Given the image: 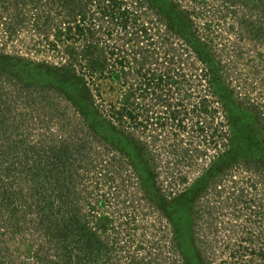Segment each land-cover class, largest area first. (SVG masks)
<instances>
[{"label": "trees", "instance_id": "obj_1", "mask_svg": "<svg viewBox=\"0 0 264 264\" xmlns=\"http://www.w3.org/2000/svg\"><path fill=\"white\" fill-rule=\"evenodd\" d=\"M20 1L14 0V5L17 6ZM58 1L67 12L61 22L66 28L61 29L56 26L54 40L48 41V47L56 56L64 57L65 62L31 61L22 55L15 54L13 56L0 49V71L7 70L11 73L10 76L15 78V85L11 86L12 90L9 89L6 92L0 86V221H17L28 212L39 211L40 221L43 228L45 227L44 234L48 237L47 239L56 240L57 242L63 240L65 242L62 255H59L60 259L55 261L54 264H61V258L64 255L66 257L63 261L70 264L72 260L71 251L77 246V239L75 237L71 238L74 234L72 232L74 231L73 228H75L73 225H84L80 221V218L84 215L75 216L70 214L73 210L67 208L66 202L73 204L77 200L76 197L72 196L75 192L74 189H71L73 184L68 170L73 167L76 171L77 168L84 167L86 158H89V163L93 164L91 157L93 158L96 153L90 149L91 144L96 139L97 141L103 140L104 144H109L111 152H119L125 155L127 164L134 172V179L137 180L135 185L139 183L144 191H149L151 194H156L159 191V187L155 184L159 174L155 166L156 156H145L144 143L133 135L134 129L140 126L143 121L138 120L141 114L138 112L139 108L141 107L143 111L148 113V110L145 109L146 106L143 104V102H147L149 104L147 107L152 108L154 112L151 111L150 116H146V122L142 125L143 130L146 128V123L151 122L155 125V128L159 127L160 129L165 128L167 125L170 128L173 126L170 130L175 135L186 130L188 133V130L192 129L186 121L189 117L191 121H194V126L199 124L197 128L200 131V138H205V136L203 137V134L207 131L205 118L209 117L213 123V126H211V123L208 122L211 127V129L209 128V137L213 138L217 135L224 141L222 142L223 146H228L229 143L232 144V149H229L227 155L226 150L219 151L220 153L217 152L216 156L212 157L213 161L209 168L204 171L202 176L196 177L191 185L184 189L182 194H178L170 202L168 195L171 193L168 192V195L163 194L164 198L160 196L161 198L156 202V209L161 212V216L168 218L173 224L175 235L172 242L176 241L180 247V256H182L179 260L181 264H202L201 260H198V257L195 256L197 251L194 248L193 240L188 239V241H185L184 239L188 233L187 225L179 214L182 208H176L178 203L184 205L183 208L186 206L190 209L193 208V201L204 193L209 186H212L211 180L214 181L216 173L223 168L224 171L227 170L226 166L230 164L229 155L231 158L233 156L235 161L242 160L244 165H251L254 168L253 173L259 175L262 182H264V134H260V131L256 134L254 131L250 132L248 130V128H252L250 126L251 122L259 123L263 118L260 112V104L257 102L256 96L252 104L248 103V106L239 107L241 103L236 102L237 94L231 82V78L239 79L241 76L244 80L247 79L244 78L241 67H246L249 74L259 71L264 72V50L261 47H264V0H214L220 1L221 6H224L223 9H231L228 13L234 20L236 19L234 25L237 28L233 24H229L227 31L230 34H238L241 38H246L252 44V46H247V50L250 48L249 50L253 52L256 49L257 57L245 55L246 48H241L233 41L220 40V43L217 44L215 36L208 37L206 34L200 36L190 19L189 13L193 9L181 8V3L178 0H132L129 4L132 5L133 9L128 7L129 4L126 0ZM193 1L196 4L205 5L206 1L213 0ZM6 2L4 0L0 2L1 9L6 10L8 8H6L8 1ZM49 2L51 1L48 0L47 3ZM89 4H93V8L88 14ZM140 7H145L153 12V19L157 21V29L154 28L155 33L158 34L162 31V41H169L172 44L173 38L178 39L184 45V49L190 53V56L199 62L197 81L202 94L199 95L198 106H192L188 110L172 107L171 102L168 100L170 87H173V90L179 89L180 91V85L186 84L184 76L181 77L182 74L179 72L169 74L166 71V69H171L167 61H174L175 56L170 57L164 52L163 61L154 64L156 72H152V70L149 73L144 68L148 56L139 47L137 48L142 53V57L140 58L136 80L131 81L133 84L124 86L125 89L123 88V92H121V98L115 95L116 99H120L119 106H116L117 103L115 102H109L110 112L105 114L103 109L100 110L101 105L93 100L85 79L84 69H87L86 73L88 74L98 73L99 76L109 78L110 83L116 82L117 84L110 86L108 91L109 93L113 91L114 94L116 87L122 90V85L119 83L126 73L122 74L121 69L122 66L130 64L127 55L132 56L133 52L130 51L132 53H129V50H124V48H113L109 52H105L103 48L98 46L99 42L102 41L101 37L105 38V42L108 41L112 33L109 31H113V29L105 30V27H108L107 24L105 27L104 25L100 26L99 30H92L90 26L89 28L86 26V21L89 20L91 24H94L96 18L104 22L114 23L115 32L119 30L123 33L121 34L127 45L134 39L136 45L141 43L140 41L155 44L153 42L155 41L153 39L154 33L151 29H148L147 24L141 25L139 30L136 29L134 37L132 35L127 37L125 34L127 32L126 28L129 30L133 26L132 24L137 21V19L133 20L132 16ZM69 20L72 25L65 26V23ZM17 21L20 23V20ZM27 22L29 21L24 16L21 23L26 24ZM43 23L48 24L49 18L46 17L43 22L37 23L35 31L39 32L41 27L44 26ZM0 26L4 29L7 41H9L10 36L12 37L11 34L15 31L12 28L16 29L18 24L13 25L9 22V18H5V21L2 22L0 15ZM53 30H50V32H53ZM97 32L104 35L97 38ZM130 32L133 33V30ZM81 39H84L85 43L81 47L80 45L77 46L79 48H73L75 41L81 42ZM67 42H70L68 45L72 47L68 46ZM60 44L66 45L63 51L60 50ZM258 45L261 47L260 49H257ZM34 47L36 51H39L36 44L33 43L32 49ZM170 48H172L171 45L168 49ZM109 59H113L114 62H108ZM126 60H129V62H126ZM161 66H163V70L160 69ZM158 67L159 70H157ZM263 82V79L260 78L258 82L260 87ZM250 88L255 89V84H251ZM50 91L54 94L58 93L62 98L70 101L73 110L79 114V125H85L86 130L81 127L79 129L73 127L71 122L66 120L63 127H59L61 141H55V135L49 123L52 121V117L56 115L54 112L56 107L54 106L58 102L55 100L50 102L53 95L49 94ZM9 94L15 97V100H11L13 104L8 102L10 99ZM99 94L100 92L97 91L96 95L99 96ZM16 100L22 102L23 109L19 113L13 111ZM35 104L40 105L44 111H48V114L41 113L44 117L41 118L40 122L41 125H47L49 131L44 130L45 135L32 142L26 141L28 137L26 130L18 131L20 122L15 120L18 114L25 115L34 110L37 107ZM179 104L176 105L180 107ZM52 108L54 110L50 115L49 111ZM37 111L40 112V110ZM63 113H66L65 110L59 112V114ZM218 113L221 117L219 120L216 116ZM62 116L64 117V115ZM192 117H195L193 118L195 120H192ZM150 119L153 120L150 121ZM22 132L26 134L21 135ZM236 136L240 142L246 144V148L243 145H233L236 143ZM78 137L82 138L77 140ZM69 140L73 142H68ZM9 141H12V143H9ZM178 142L181 143V140ZM21 146H24V148L20 149ZM250 148L251 152L248 150ZM19 151H22L20 157H18ZM201 155L200 158H208L206 152H201ZM193 156L196 157V155ZM83 158L85 159L80 160ZM17 159L18 164L14 165ZM227 162L229 163L227 164ZM23 166L25 167L23 168ZM136 173L140 175V179L135 178ZM186 179L185 176L180 175L179 179L173 182L177 184L173 186L180 188L181 185H184ZM40 188H45L48 193L40 191ZM147 194L150 196L149 193ZM165 200L170 205L165 203ZM51 206L55 208L54 211L50 209ZM65 207L67 210H65ZM44 220L48 222L43 224ZM52 224L58 230L52 227ZM75 230L78 233L77 237L85 244H89L94 238L91 236L94 233L87 232L88 228L86 226L76 227ZM97 241V239L94 240V245L99 242ZM3 247L1 246L0 250ZM244 249L247 250V248ZM86 251L88 252V250ZM106 251H108L107 248ZM250 253L252 254V252ZM259 255L261 258L264 257V252H259ZM236 260L237 258H231L221 263L264 264V260L256 263H251V261L238 263L239 260ZM152 261V258L148 256L146 264H150ZM85 263L87 261L83 260L80 264Z\"/></svg>", "mask_w": 264, "mask_h": 264}, {"label": "rangeland", "instance_id": "obj_2", "mask_svg": "<svg viewBox=\"0 0 264 264\" xmlns=\"http://www.w3.org/2000/svg\"><path fill=\"white\" fill-rule=\"evenodd\" d=\"M4 1L5 3L8 1L6 6L8 8L4 10L0 7L2 22L5 21V18H9V22L13 25L17 23L18 27L16 29L12 28L15 31L11 34L10 40L7 41L4 29L0 26V49L13 56L15 54L22 55L31 61L65 62L64 57L56 56L48 47V41L54 40L56 26L61 29L64 27L61 22L67 12L60 1L50 0L51 2L47 3L48 0H19L20 3L18 2L17 6L14 5V0ZM131 1L126 0L128 4ZM178 1L181 3V8L193 9L189 13L190 19L200 36H205V34L208 37L215 36L217 44L220 43V40L233 41L241 48H246L245 55L257 57L256 49L253 52L249 50L250 48L247 50V46H252V44L246 38H241L238 34H230L227 31L229 24H233L237 28L234 25L236 19L234 20L228 13L231 9H223L224 6H221L220 1H206L205 5L196 4L193 0ZM92 5H88V14L93 8ZM128 7L133 9L130 4ZM237 11L239 10L237 9ZM239 13L237 14L239 15ZM24 16L29 21L26 24L21 23ZM41 17L49 18V23H43L44 26L39 25L42 27L38 32L35 29L37 23L43 22L44 18ZM153 17V12L150 9L140 7L132 16V19H137V21L132 24L133 26L129 30L126 28L127 32L125 34L127 37L131 35L134 37L135 30H139L141 25L147 24L148 29H151L154 33L153 39L155 41L153 42L155 44L140 41L141 43L136 45L134 39L127 45L124 42L123 33L119 30L115 32L114 23L104 22L96 18L94 24H91L89 20L86 21V26L88 28L90 26L92 30H99L100 26L104 25L105 27L107 24L108 27H105V30L113 29V31H109L112 33L108 41L105 42V38L101 37L102 41L99 42L98 46L103 48L105 52H109L113 48H124V50H129V53L133 52L132 56L127 55L130 64L124 65L125 67L122 66L121 69L122 74L126 73L119 83L122 85V90L117 89L115 86L114 94L113 91L112 93L108 91L110 86L117 84L116 82L110 83L109 78L99 76L98 73L88 74L86 73L87 69H84L85 79L92 98L97 104L101 105L100 110L103 109L105 114L110 112L109 102H115L117 103L115 105L119 106L120 99L118 98H121L124 86L133 84L131 81L136 80L140 58L142 57V53L137 47L148 56L144 68L149 73L152 70V72H156L154 64L163 61L164 52L170 57L175 56L174 61H167L171 69H166V71L169 74L179 72L182 74L181 77L184 76L186 84L180 85V91L179 89L173 90V87H170L171 93L169 92L168 100L171 102L172 107L188 110L199 102V95L202 94L197 81L199 62L190 56V53L184 49V45L178 39L173 38L172 44L169 41H162V31L158 34L155 33L157 21ZM17 20H20V23ZM67 25H72V22L69 20L65 23V26ZM50 30H53V32H50ZM131 30H133V33L130 32ZM101 31L103 30L101 29ZM103 35L100 32L96 33L97 38ZM81 40V42L76 40L73 48H79L77 46L80 45L81 47L85 43L84 39ZM150 41L152 40L150 39ZM33 43L36 44L39 51H36L35 47L32 49ZM66 44L68 45L70 42ZM170 45L172 48L168 49ZM65 46L60 44V50L63 51ZM68 46L72 47L71 45ZM261 47L264 50V47ZM261 47L258 45L257 49ZM118 56L120 55L118 54ZM108 62H114V60L109 59ZM126 62H129V60H126ZM160 69L163 70V66ZM241 69L244 78H247L246 80L242 76L239 79L231 78L237 94L236 102L241 103L239 107L248 106V103L252 104L257 96L263 118L259 123L251 122L250 126L252 128H248V130L255 133L260 131V134H264V129H262L264 128V82L261 87L258 83L260 78L264 81V72L259 71L249 74L246 67H241ZM157 70H159V67ZM0 72L1 88L6 92L9 89L12 90L11 86L15 85V78H12L11 73L7 70ZM251 84H255L256 88L251 89ZM97 91L100 92L99 96L96 95ZM49 94H53L50 102L54 100L58 102L54 106L56 109L52 108L49 111L50 115L53 110L56 114L49 123L55 135V141H61L59 127H63L66 120L71 122V126L86 130L85 125H79V114L73 110L69 100L62 98L58 93L54 94L52 91ZM115 95L118 96L117 99ZM8 97L10 98L8 102L13 104L11 100L15 97L11 94ZM19 102L17 100L14 102L16 105L13 110L18 113L23 109L22 102ZM178 103H180V107L177 106ZM143 104L146 106L145 109L148 110V113L143 111L141 107L139 108L138 112L141 114L138 120L143 121L140 126L134 129L133 135L144 143L145 156H156L155 166L159 174L155 184L159 187V191L156 194H151L149 191H144L139 183L135 185L137 180L134 179V172L127 164L125 155L119 152H111L109 144H104L103 140L97 141L96 139L91 144L90 149L96 153L93 158L91 157L93 164L89 163V158H83L80 160L85 159L86 165L84 167L77 168L75 164L76 171L73 167L68 170L73 184L71 189H74L75 192L71 194L77 200L73 204L66 202L67 208L73 210L70 214L75 216L84 215L80 218L84 225L75 224L73 227L82 228L86 226L88 228L87 232L94 233L91 234L94 238L89 244H85L77 237L78 233L73 228L74 231L72 232L74 234L71 238L75 237L77 239V246L71 251L72 260L70 264H80L83 260L87 261L85 264H146L148 256L153 260L150 264H181L179 260L182 256H180V247L176 241L172 242L175 235L173 224L168 218L161 216V212L156 209V202L163 194L168 195V192L171 193L168 195L170 202L173 200L172 198L182 194L184 189L190 186L196 177L202 176L204 171L209 168L213 161L212 157H215L217 152H223L224 150H226L227 155L229 149H232V144L229 143L228 146H223L222 142L224 141L217 135L213 138L209 137V128L211 129V127L208 122L213 126L209 117L205 118L207 123V131L203 134L205 138H200V131L197 128L199 124L194 126V121H191L189 117L186 121L192 129L188 130V133L186 130L175 135L170 130L173 126L170 128L167 125L165 128L160 129L159 127L155 128V125L151 122L146 123V128L143 130L142 125L146 122V116H150L151 111L154 112L152 108L147 107L149 106L147 102H143ZM35 105L38 109L36 107L30 111L31 115L30 113L18 114L19 117L17 116L15 120L20 122L18 131L26 130L25 132L28 134L26 141L32 142L43 137L45 135L44 130L49 131L47 125H41L40 122L41 118L44 117L41 113L48 114V111H44L38 104ZM37 110H40V112ZM63 110L66 113L59 114ZM158 113L160 112L158 111ZM216 116L218 120L221 119L219 113ZM193 118L195 117H192V120H195ZM152 120L150 119V121ZM25 132H22L21 135H25ZM179 140H181V143L178 142ZM68 142L72 143L73 141L69 140ZM235 142L233 144L235 146L243 145L244 148L247 147L246 144L239 141L237 136ZM9 143H12V141H9ZM23 148L24 146H21L20 149ZM248 150L251 152V148ZM201 152H206L208 158H200L202 156ZM21 153L22 151H19L18 157ZM193 155H196V157ZM228 158L230 164L227 162V170L224 171L223 168L216 173L214 181L211 180L212 186H209L210 188L208 187L204 193L193 201V208L190 209L188 206L183 208L184 205H179V203L176 206L178 209L182 208L179 214L187 225L188 238L184 237V239L185 241H188V239L193 240L194 248L197 251L195 256L198 257V260H201L202 264H222V261L231 258H237L238 263H246L247 261H251V263L262 262L264 257L261 258L259 252H264V182H262L259 175L253 173L254 168L251 165H244L241 159V161H235V158L233 156L231 158L230 155ZM17 164L18 159L14 165ZM229 165H231L230 168ZM180 175L187 178L186 182L180 188H175L173 185L177 183L173 182L179 179ZM135 178L140 179V175L137 174ZM40 191L48 193L45 188H40ZM165 203L170 205L166 200ZM50 209L54 211L55 208L51 206ZM46 222L48 221L44 220L43 224ZM51 226L58 230L55 225L52 224ZM44 229L45 227L43 228L40 221V213L36 210L22 215L17 221H0V248L4 246L0 250L1 264H54L55 261L60 259L59 255H62L65 242L63 240H60V242L48 240V237L44 234ZM96 239L99 242L97 241L98 243L94 245ZM106 248L108 251H106ZM244 248H247V250ZM157 250H159L158 253H156ZM65 257L64 255L61 258V264L65 263L63 261ZM107 258L109 259L107 260Z\"/></svg>", "mask_w": 264, "mask_h": 264}]
</instances>
